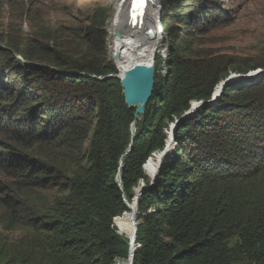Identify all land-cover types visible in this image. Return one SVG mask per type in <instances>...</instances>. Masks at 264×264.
Segmentation results:
<instances>
[{
  "label": "trees",
  "instance_id": "obj_1",
  "mask_svg": "<svg viewBox=\"0 0 264 264\" xmlns=\"http://www.w3.org/2000/svg\"><path fill=\"white\" fill-rule=\"evenodd\" d=\"M161 9L176 47L133 142L135 109L120 80L106 79L115 71L101 7L85 29L38 25L14 52L0 47V226L27 230L0 242V264L127 263L130 241L116 225L131 212L125 199L134 203L140 181L150 186L143 166L168 148V127L211 101L237 60L184 45L223 23L212 0ZM257 80L229 84L176 126L175 153L140 197L134 264H264V75Z\"/></svg>",
  "mask_w": 264,
  "mask_h": 264
},
{
  "label": "rangeland",
  "instance_id": "obj_2",
  "mask_svg": "<svg viewBox=\"0 0 264 264\" xmlns=\"http://www.w3.org/2000/svg\"><path fill=\"white\" fill-rule=\"evenodd\" d=\"M117 1L118 0H0V47L3 50L14 52L15 47L13 43H18L20 45L24 44L32 35L33 31L36 30V26L38 25L48 29V31H55L61 27L85 29L88 25L87 19L91 12H93L96 7H101V21L103 22L100 28L104 34L103 36L106 44V59L111 68L115 71L112 76H117L119 75V71L112 58L113 37L111 35L114 7ZM165 1L166 0H163L161 3V8ZM182 1L189 4L195 2V0ZM212 1L214 5L219 7L220 14H218V16L221 15L224 18L222 21L223 23L219 26L211 27L209 31L194 32L193 37L188 38L184 45L188 47V50L224 57L233 62L236 61V65L229 70L227 76L237 75L240 72L250 74V72L260 69L250 74L249 78H254L251 79L252 81L242 80L247 86L255 80V82H257V79L260 78L259 72L262 70L261 63L264 61V0ZM160 16H162V9ZM173 47H176L173 39H168L166 31L164 30V32H161L158 39L154 60L155 75L158 79L167 77L169 73V53L172 51ZM186 54L191 55L190 52ZM16 56L21 59L18 55ZM233 58L237 60L234 61ZM241 62L242 65H240ZM254 66H256V68H253ZM262 76L263 75H261V77ZM236 81L238 82L241 80H235L232 83ZM185 114H183L181 118ZM181 118L176 119L175 123ZM175 123L168 127L166 135L174 128ZM89 144L90 141L86 143L88 148ZM171 150L172 154H174L176 150L175 144L170 149V152ZM141 182L143 181H140L139 184ZM133 202H135L134 196ZM116 225L118 227V233L117 230L116 233L126 238L121 232V227L123 225L122 221ZM26 232V229L21 228H14L6 231L0 226V242L1 244L4 242L11 244L23 238ZM126 239L128 240V238ZM236 243V238H232L229 241L231 247H234ZM117 263L123 264V261H117L116 264Z\"/></svg>",
  "mask_w": 264,
  "mask_h": 264
},
{
  "label": "bare ground",
  "instance_id": "obj_3",
  "mask_svg": "<svg viewBox=\"0 0 264 264\" xmlns=\"http://www.w3.org/2000/svg\"><path fill=\"white\" fill-rule=\"evenodd\" d=\"M127 0H118L114 7V14L112 19V32L111 35L113 37V46H112V58L117 66V69L119 71V74L121 75L122 72L126 69L131 68L134 65H150L154 64L155 55L157 51V42L160 37L159 32V21H158V6L157 1L153 3V0L151 3H142L144 7V14H146V17L148 19V25L151 27V29L154 30L153 39H151L146 35H142L141 33H136L134 37H126V35L117 38L115 37V31L120 26L121 20L123 19V11L125 7V2ZM143 15V14H142ZM136 26V23H134ZM262 70L259 72V74H262ZM256 75V74H255ZM231 79L237 78L239 75H231ZM230 77V76H229ZM250 77V75H249ZM261 77V76H259ZM224 82V81H223ZM222 82V83H223ZM222 83H220L216 89H215V100L218 99L219 93L221 91ZM198 107V104L195 103L192 105L191 109L196 110ZM138 122V121H137ZM177 126V122L174 125V128ZM137 127V125H136ZM173 128V129H174ZM168 133V139L167 144L168 148L166 151H157L152 155L151 160L146 163L143 167L145 175L148 177V179L151 181L155 178L159 171V167L164 161V158L166 155L170 152V149L172 148L171 144V133ZM145 184L144 182H141L135 189H134V197L135 202L129 203L128 200H126L129 203V209L130 214L124 215L122 217V227L121 232L128 238L130 241V253L128 257V261L126 264H131V255L136 252V243L134 244L133 238L135 235V229L138 227V221H137V209L138 204L140 201V193L144 189Z\"/></svg>",
  "mask_w": 264,
  "mask_h": 264
},
{
  "label": "water",
  "instance_id": "obj_4",
  "mask_svg": "<svg viewBox=\"0 0 264 264\" xmlns=\"http://www.w3.org/2000/svg\"><path fill=\"white\" fill-rule=\"evenodd\" d=\"M146 4L151 3L152 0H145ZM125 7L123 11V19L121 20L120 26L116 29L115 31V37L120 38L124 35L126 37H134L136 33H141L142 35H146L153 39L154 35V30L151 29V27L148 25V19L146 17V14H144V7L142 5L141 0H127L125 2ZM160 12L161 10L159 9L158 12V17H159V32L161 33V27H160ZM143 14V15H142ZM136 23V26L135 24ZM155 67L154 64L150 65H134L129 69H126L122 72V74L117 75V76H108V78H116L120 80L121 88L123 91V96L125 103L129 109H135L134 112V122L132 124V142L136 138V131H137V121L146 113L147 105L149 104L153 92H154V87H155ZM250 74L247 75H239L237 78L231 79L232 76L228 77L221 85V91L219 93V97L217 100H215L214 94L209 102H196L198 104V107L205 106V105H210L218 102L220 100V97L225 89L226 86L231 84L235 80H251L254 78H249ZM261 75H264V71L262 72ZM260 75V76H261ZM196 109V110H197ZM195 110V111H196ZM194 110L190 109L179 121L177 122V126L187 117L195 113ZM176 128V127H175ZM175 128L172 130V133L170 135L171 137V144L172 147L175 144V139H174V131ZM132 149V143L129 146L128 150L126 153L123 155V158L131 151ZM166 151V150H165ZM123 160H121L120 165L122 166ZM162 164L159 167V171L155 178L151 180L150 186L149 187H144L142 192L140 193V196L143 194V192L147 189H150L156 182L157 177L159 175L160 169H161ZM117 182L119 186L121 185V178L120 174L117 175ZM127 206L129 207V203L125 200ZM137 228L135 229V235L133 238L134 244L136 243V238H137ZM138 248V247H137ZM134 255L135 252L131 255V264H134Z\"/></svg>",
  "mask_w": 264,
  "mask_h": 264
},
{
  "label": "clouds",
  "instance_id": "obj_5",
  "mask_svg": "<svg viewBox=\"0 0 264 264\" xmlns=\"http://www.w3.org/2000/svg\"><path fill=\"white\" fill-rule=\"evenodd\" d=\"M158 4H157V6H158V9H160L161 10V6L159 5L160 4V0H158V2H157ZM158 21H159V17H158ZM160 22H161V19H160ZM160 27H161V23H160ZM161 30H162V28H161ZM18 58V57H17ZM21 58V57H20ZM19 59V58H18ZM22 60V59H21Z\"/></svg>",
  "mask_w": 264,
  "mask_h": 264
},
{
  "label": "snow or ice",
  "instance_id": "obj_6",
  "mask_svg": "<svg viewBox=\"0 0 264 264\" xmlns=\"http://www.w3.org/2000/svg\"><path fill=\"white\" fill-rule=\"evenodd\" d=\"M141 2H142V0H141Z\"/></svg>",
  "mask_w": 264,
  "mask_h": 264
},
{
  "label": "built area",
  "instance_id": "obj_7",
  "mask_svg": "<svg viewBox=\"0 0 264 264\" xmlns=\"http://www.w3.org/2000/svg\"><path fill=\"white\" fill-rule=\"evenodd\" d=\"M118 264V263H117Z\"/></svg>",
  "mask_w": 264,
  "mask_h": 264
}]
</instances>
